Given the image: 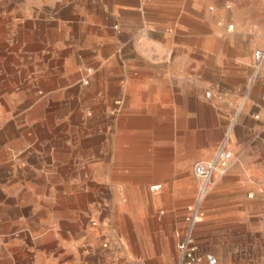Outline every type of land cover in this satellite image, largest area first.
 Wrapping results in <instances>:
<instances>
[{
    "label": "rangeland",
    "instance_id": "374dc122",
    "mask_svg": "<svg viewBox=\"0 0 264 264\" xmlns=\"http://www.w3.org/2000/svg\"><path fill=\"white\" fill-rule=\"evenodd\" d=\"M191 1L200 8L197 26L187 19V29L137 36L114 30L97 41L76 30L70 41L77 47L61 53L39 49L60 41L47 29L51 5L0 0V78L20 77L29 60L51 63L61 76L51 164H38L44 178L36 199L43 234H54L55 258L43 248L37 264H177L198 192L193 165L213 158L243 120L255 89L253 55L264 48V0ZM157 77L169 81H146ZM158 93L187 107L171 113L175 150L168 163L134 164V138L152 129L134 128V119L160 118L147 107L134 110V101ZM154 169L169 181L140 178ZM154 184L162 188L151 191ZM203 210L195 231L200 254L215 255L217 264H264V165L238 161Z\"/></svg>",
    "mask_w": 264,
    "mask_h": 264
},
{
    "label": "crops",
    "instance_id": "0c3cea01",
    "mask_svg": "<svg viewBox=\"0 0 264 264\" xmlns=\"http://www.w3.org/2000/svg\"><path fill=\"white\" fill-rule=\"evenodd\" d=\"M42 3L52 7L47 29L60 41L52 44L40 42L41 51L48 50L46 45L61 53L73 50L77 46L70 39L75 37L76 30H79V37L97 41L104 34H115L114 30L120 35L137 36L153 29L163 31L170 26H175L176 30L187 29L181 24L187 19L193 22L188 27L201 22L197 1L193 4L191 0H42ZM190 4L195 9L188 12ZM44 16L42 10L36 18ZM83 43L81 41L80 45ZM50 65L40 60L25 61L20 66V77L0 78V264H37L43 257V248L46 249V258H55L52 254L54 234H43L42 206L36 201L42 193L44 178L38 164L42 158H47L51 164L54 149L57 82L61 76L57 68H49ZM146 81L155 85L169 79L157 77ZM252 98L239 126L230 129L233 136L229 137V147L237 162L247 160L257 166L264 165L262 83L255 85ZM141 100L146 102L134 101V110L147 107L160 118L146 122L134 119V128H152L139 130L140 134L134 138V164L168 163L175 150L171 142L175 132L171 113L172 110L184 111L186 104H172L168 96L159 93ZM256 115L261 117L259 121L254 120ZM176 133L183 134L184 131ZM160 173L154 169L143 172L140 178L147 182L169 181ZM45 178L49 182L51 173ZM33 245L35 247H31Z\"/></svg>",
    "mask_w": 264,
    "mask_h": 264
},
{
    "label": "built area",
    "instance_id": "2783aa9c",
    "mask_svg": "<svg viewBox=\"0 0 264 264\" xmlns=\"http://www.w3.org/2000/svg\"><path fill=\"white\" fill-rule=\"evenodd\" d=\"M254 71L251 78L250 89L257 83L264 85V48L254 52ZM228 132L226 139L219 146L213 158L198 160L193 165V173L198 181V192L193 205L186 216V227L183 237L178 244L179 259L177 264H217V258L212 254H200V245L196 240L195 231L203 222L205 212L203 203L216 183L226 176L236 164L237 159L228 146ZM162 188L161 184L151 187L152 191Z\"/></svg>",
    "mask_w": 264,
    "mask_h": 264
},
{
    "label": "bare ground",
    "instance_id": "6f19581e",
    "mask_svg": "<svg viewBox=\"0 0 264 264\" xmlns=\"http://www.w3.org/2000/svg\"><path fill=\"white\" fill-rule=\"evenodd\" d=\"M239 111V110H238Z\"/></svg>",
    "mask_w": 264,
    "mask_h": 264
}]
</instances>
